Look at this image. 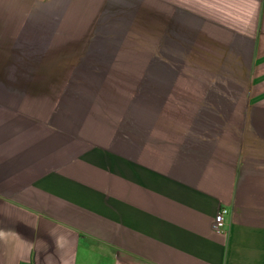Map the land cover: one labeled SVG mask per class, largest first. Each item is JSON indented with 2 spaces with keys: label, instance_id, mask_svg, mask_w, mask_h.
I'll list each match as a JSON object with an SVG mask.
<instances>
[{
  "label": "crops",
  "instance_id": "0c3cea01",
  "mask_svg": "<svg viewBox=\"0 0 264 264\" xmlns=\"http://www.w3.org/2000/svg\"><path fill=\"white\" fill-rule=\"evenodd\" d=\"M0 264H264V0H0Z\"/></svg>",
  "mask_w": 264,
  "mask_h": 264
},
{
  "label": "built area",
  "instance_id": "2783aa9c",
  "mask_svg": "<svg viewBox=\"0 0 264 264\" xmlns=\"http://www.w3.org/2000/svg\"><path fill=\"white\" fill-rule=\"evenodd\" d=\"M227 209L221 210L215 217L213 222V229L217 232H220L224 226V215L227 213Z\"/></svg>",
  "mask_w": 264,
  "mask_h": 264
}]
</instances>
